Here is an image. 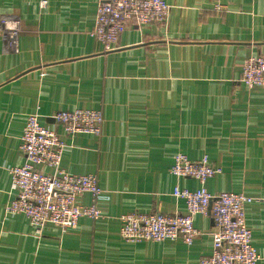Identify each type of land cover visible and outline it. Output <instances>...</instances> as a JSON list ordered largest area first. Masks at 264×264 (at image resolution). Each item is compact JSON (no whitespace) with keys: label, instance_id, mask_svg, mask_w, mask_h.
I'll list each match as a JSON object with an SVG mask.
<instances>
[{"label":"crops","instance_id":"1","mask_svg":"<svg viewBox=\"0 0 264 264\" xmlns=\"http://www.w3.org/2000/svg\"><path fill=\"white\" fill-rule=\"evenodd\" d=\"M164 1L165 25H128L104 51L93 36L100 0H0V264H199L213 249L211 215L196 217L202 235L191 246L120 237L123 215L187 213L175 190L202 185L170 173L178 153L221 170L209 193L252 199L246 222L264 264V91L242 82L244 62L264 55V0ZM5 18L21 29L17 52ZM76 110L104 115L101 137H69L50 118ZM31 114L68 145L65 172L98 176L102 219L38 235L6 213L17 194L8 169L25 162ZM81 201L92 204L88 194Z\"/></svg>","mask_w":264,"mask_h":264},{"label":"built area","instance_id":"2","mask_svg":"<svg viewBox=\"0 0 264 264\" xmlns=\"http://www.w3.org/2000/svg\"><path fill=\"white\" fill-rule=\"evenodd\" d=\"M46 1L42 3L45 6ZM219 11L223 6L217 5ZM171 6L164 0H100L93 36L104 51L117 45L128 25L145 29L152 25H165ZM2 27L10 39V48L17 52L21 29L16 19L5 18ZM242 82L249 88L264 91V55L247 59L243 64ZM69 137L103 134L104 115L99 111H61L50 117ZM41 116H27L20 150L23 165L8 169L16 197L9 201L7 214H22L38 235L48 225L68 230L78 225L81 218L97 221L103 218L98 202L103 190L97 175H71L61 168L68 145L60 135L46 128ZM53 170L46 173L38 167ZM170 173L177 178H190L202 185L197 191L174 192L185 201L187 213L127 214L120 218V237L126 243L182 241L191 246L202 235L195 226L197 216L211 215L215 230L211 233L213 249L199 264H258L261 257L252 243V231L246 222V205L252 201L243 194L222 192L211 194L204 187L208 179L221 173L207 158L191 161L178 153ZM90 195L92 204L86 206L81 199Z\"/></svg>","mask_w":264,"mask_h":264}]
</instances>
